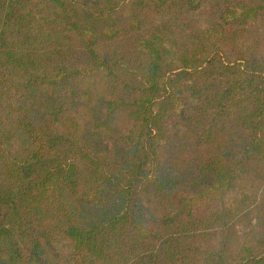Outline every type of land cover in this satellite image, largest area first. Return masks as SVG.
Instances as JSON below:
<instances>
[{
  "label": "trees",
  "instance_id": "obj_1",
  "mask_svg": "<svg viewBox=\"0 0 264 264\" xmlns=\"http://www.w3.org/2000/svg\"><path fill=\"white\" fill-rule=\"evenodd\" d=\"M0 264H264V0H0Z\"/></svg>",
  "mask_w": 264,
  "mask_h": 264
},
{
  "label": "rangeland",
  "instance_id": "obj_2",
  "mask_svg": "<svg viewBox=\"0 0 264 264\" xmlns=\"http://www.w3.org/2000/svg\"><path fill=\"white\" fill-rule=\"evenodd\" d=\"M252 223H253V221H252ZM242 229H240V228H238V231H241Z\"/></svg>",
  "mask_w": 264,
  "mask_h": 264
}]
</instances>
